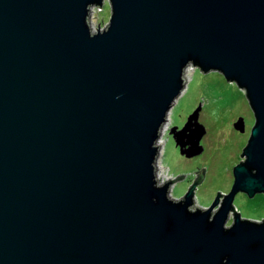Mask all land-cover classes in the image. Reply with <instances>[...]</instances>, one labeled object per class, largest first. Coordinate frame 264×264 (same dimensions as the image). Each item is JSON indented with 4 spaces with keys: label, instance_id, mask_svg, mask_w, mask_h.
<instances>
[{
    "label": "water",
    "instance_id": "95a60500",
    "mask_svg": "<svg viewBox=\"0 0 264 264\" xmlns=\"http://www.w3.org/2000/svg\"><path fill=\"white\" fill-rule=\"evenodd\" d=\"M103 1L0 0V264H264V218L232 205L264 193V0H107L92 29ZM188 65L236 82L254 115L207 208L193 200L205 167L180 198L183 174L156 179ZM170 133L201 152L196 110Z\"/></svg>",
    "mask_w": 264,
    "mask_h": 264
},
{
    "label": "rangeland",
    "instance_id": "374dc122",
    "mask_svg": "<svg viewBox=\"0 0 264 264\" xmlns=\"http://www.w3.org/2000/svg\"><path fill=\"white\" fill-rule=\"evenodd\" d=\"M91 11L88 18L91 28H103L110 15L108 1L104 0L101 8L92 7ZM195 110L196 122L204 129L199 141L202 150L198 154L186 156L175 143L170 130L173 126L181 129ZM240 117L244 120L243 132L234 127V122ZM253 122V111L244 89L236 82L227 80L217 70L203 72L198 67L188 65L184 72V87L166 114L156 141L157 181L165 183L183 174L182 178L168 182L170 196L180 198L196 178L195 171L205 167L203 178L194 187V205L207 208L217 191L223 193L219 195L220 203L224 194L231 188L232 168L241 160L240 153L248 140ZM191 128L194 130L191 137L194 138L200 127L191 125ZM187 133L190 131L187 130ZM189 138L183 137L184 140ZM218 205L214 209L218 208ZM232 205L242 218H264L263 192L248 196L239 191L235 194ZM232 212L233 210L228 214L227 224L233 218Z\"/></svg>",
    "mask_w": 264,
    "mask_h": 264
},
{
    "label": "bare ground",
    "instance_id": "6f19581e",
    "mask_svg": "<svg viewBox=\"0 0 264 264\" xmlns=\"http://www.w3.org/2000/svg\"><path fill=\"white\" fill-rule=\"evenodd\" d=\"M184 87V86H183ZM157 141V140H156Z\"/></svg>",
    "mask_w": 264,
    "mask_h": 264
}]
</instances>
